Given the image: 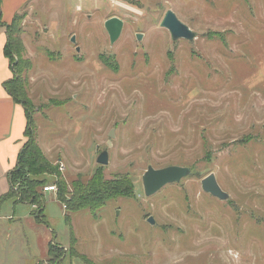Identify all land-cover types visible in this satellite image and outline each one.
Returning a JSON list of instances; mask_svg holds the SVG:
<instances>
[{
  "label": "rangeland",
  "instance_id": "1",
  "mask_svg": "<svg viewBox=\"0 0 264 264\" xmlns=\"http://www.w3.org/2000/svg\"><path fill=\"white\" fill-rule=\"evenodd\" d=\"M48 1L9 29L28 97L33 86L43 100L29 107L34 138L60 146L68 185L128 174L135 193L68 223L60 178L47 175L57 187L45 193L49 226L0 222L6 264L45 261L51 243L62 264H264V0ZM168 11L194 41H173ZM113 17L125 23L114 44ZM105 150L110 164L100 166ZM178 165L193 176L146 197L148 167ZM211 173L229 200L205 193Z\"/></svg>",
  "mask_w": 264,
  "mask_h": 264
},
{
  "label": "trees",
  "instance_id": "2",
  "mask_svg": "<svg viewBox=\"0 0 264 264\" xmlns=\"http://www.w3.org/2000/svg\"><path fill=\"white\" fill-rule=\"evenodd\" d=\"M21 18L18 15L14 18L13 23L7 27L8 44L6 47L7 56L10 58L11 67H13L14 78L5 84V88L17 103L21 104L28 116V125L26 136L27 144L20 154L17 168L12 171L9 176L11 191L0 197V212L4 203L12 198H19L21 203L31 204L37 207L33 212L36 220L44 225H48V220L45 217V192L44 187L49 185V176L60 178L57 182L59 193L57 200L61 202L66 209V217L68 223H71L73 214L76 211L90 209L94 214L102 210L108 202L119 198H133L135 193V185L131 176L121 175L114 180L105 179L101 171H97L88 182H83L81 179L73 180L71 185H68L63 179L59 166L53 164L48 157L45 156L39 143L34 138L33 119L29 112V107L33 105L32 100L28 97V82L23 80L22 71L27 63L23 59L21 52L22 44L13 40V34L9 29L17 24V20ZM3 24L0 22V27ZM19 26V25H18ZM18 28V27H16ZM15 28V29H16ZM14 29V30H15ZM13 30V32H14ZM18 186V191H16ZM58 252L54 243L50 244V263H55V254ZM61 257V256H60Z\"/></svg>",
  "mask_w": 264,
  "mask_h": 264
},
{
  "label": "crops",
  "instance_id": "3",
  "mask_svg": "<svg viewBox=\"0 0 264 264\" xmlns=\"http://www.w3.org/2000/svg\"><path fill=\"white\" fill-rule=\"evenodd\" d=\"M42 1L47 3V0H0V22L3 24V26L0 27V197L7 195L11 191L9 176L12 171L17 168L20 160L19 156L24 150L28 140L26 136L28 125L27 112H25L21 104L17 103L16 100L8 94L5 88V84L14 78L13 67H11L10 58L7 56L6 52L9 40L7 27L13 23L16 16L22 15L24 12H27L30 17L37 15L41 8ZM48 2L47 6L54 3L53 0ZM46 8H43V11H47ZM30 97L35 104L43 102L41 97H39L38 89L33 86ZM43 141H41L37 135V142H39L45 156L48 157L52 163L53 159L56 158H58L60 162H64V160L67 161V159L62 156L63 153L60 152V146H58L57 143L46 144ZM19 208L26 209L27 211H22L23 214L21 213L22 215H20ZM36 209L37 207L29 203H21L16 198H12V200H8L4 203L0 212V222L17 219L18 222L22 224L24 220L36 219L33 216V212ZM35 221L37 224H40L37 220ZM9 238L10 235L4 233V225L0 224V264L7 263V258L10 254L9 247H11L7 244V239ZM48 248V256L45 257V261L50 258V244ZM45 261L38 264H47Z\"/></svg>",
  "mask_w": 264,
  "mask_h": 264
},
{
  "label": "water",
  "instance_id": "4",
  "mask_svg": "<svg viewBox=\"0 0 264 264\" xmlns=\"http://www.w3.org/2000/svg\"><path fill=\"white\" fill-rule=\"evenodd\" d=\"M124 25V21L118 17H113L106 22V30L110 35L112 44L121 38ZM162 27L171 33L173 41L184 39L190 42L197 38V33L185 25L172 11L166 13L165 19L162 22ZM138 38L141 40L143 35L139 34ZM75 41L76 38H73V42ZM77 50L80 51L79 49ZM114 136L115 131H112L110 138H113ZM99 156L97 163L100 166H108L110 164L108 150L103 151ZM191 176H193V169L190 167L178 165L164 167L163 169H155L153 166H149L148 171L143 176L145 195L148 198L154 196L161 192L166 186L179 184V182ZM201 183L205 193L211 194L222 201L230 199L229 194L224 192L221 188L216 174L211 173L208 177L203 179ZM148 222L152 225L156 224V220L153 216L149 218Z\"/></svg>",
  "mask_w": 264,
  "mask_h": 264
},
{
  "label": "built area",
  "instance_id": "5",
  "mask_svg": "<svg viewBox=\"0 0 264 264\" xmlns=\"http://www.w3.org/2000/svg\"><path fill=\"white\" fill-rule=\"evenodd\" d=\"M59 169H60L61 172H64L65 169H66V167H65V165H64V163L62 161H61V165L59 166ZM44 192L45 193H52V192L55 193V192H57V187L56 186L47 185V186L44 187Z\"/></svg>",
  "mask_w": 264,
  "mask_h": 264
}]
</instances>
